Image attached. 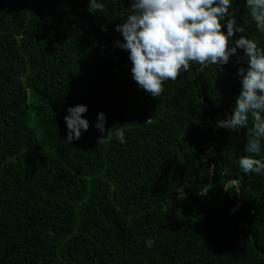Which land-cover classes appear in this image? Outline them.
<instances>
[{"label": "trees", "instance_id": "trees-1", "mask_svg": "<svg viewBox=\"0 0 264 264\" xmlns=\"http://www.w3.org/2000/svg\"><path fill=\"white\" fill-rule=\"evenodd\" d=\"M88 3L0 0V264H264V173L239 167L248 129L216 126L247 65L193 63L154 98L115 44L130 0ZM233 8L264 47L244 0ZM77 104L90 126L69 143Z\"/></svg>", "mask_w": 264, "mask_h": 264}, {"label": "clouds", "instance_id": "clouds-1", "mask_svg": "<svg viewBox=\"0 0 264 264\" xmlns=\"http://www.w3.org/2000/svg\"><path fill=\"white\" fill-rule=\"evenodd\" d=\"M130 3V12L115 27L123 40L118 39L115 44L128 52L133 80L152 97L158 98L164 91V83L190 71L193 63L199 64L203 71L209 65L220 68L236 56L247 65L237 70L241 89L232 114L218 119L216 126L233 132L248 129L244 145L247 155L239 159V167L245 174L264 173V47L244 34L245 27L238 23L233 8L234 0H130ZM244 7L257 30L264 33V0H244ZM88 11L104 12L103 0H89ZM67 112L66 140L72 143L89 129L90 122L83 115L88 106H69ZM106 122V113L99 112L95 126L108 134L98 137V144L109 135ZM117 137L121 143L126 142L125 132H118ZM223 187L225 191H239L240 180H229ZM208 191L205 187L198 194L206 197ZM154 244L152 238L146 241L149 248Z\"/></svg>", "mask_w": 264, "mask_h": 264}]
</instances>
